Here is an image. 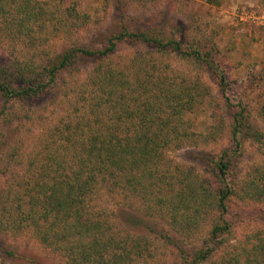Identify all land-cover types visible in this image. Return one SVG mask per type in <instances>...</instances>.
I'll use <instances>...</instances> for the list:
<instances>
[{"label":"trees","instance_id":"1","mask_svg":"<svg viewBox=\"0 0 264 264\" xmlns=\"http://www.w3.org/2000/svg\"><path fill=\"white\" fill-rule=\"evenodd\" d=\"M259 1L264 6V0ZM47 15L32 0H0V41L38 49L50 38L47 33L59 30L50 26L51 14ZM127 41L192 61L212 76L218 98L198 78L162 73L144 53L119 61V44ZM189 49L176 39L122 26L103 48L68 46L14 71L0 65L1 117L7 102L38 98L56 87L61 73L72 70L80 58L95 60L67 122L39 139L21 169L14 171L8 164L1 170L5 182L0 184V232L28 233L66 264H138L152 254L149 238L116 230L92 205L101 193L121 195L138 199L147 216L163 219L184 235L197 232L211 217L208 241L218 240L216 248L226 243L215 264H264V227L230 243L229 218L233 197L264 202V163L253 166L241 181L231 175L243 138L263 143L264 135L252 128L242 96L237 95V101L229 91L228 74L214 58V50ZM227 126L231 148L213 160L212 179L169 158L170 150L215 141ZM214 249L212 245L182 250L175 264H199L213 258ZM5 253L21 257L12 250Z\"/></svg>","mask_w":264,"mask_h":264},{"label":"rangeland","instance_id":"2","mask_svg":"<svg viewBox=\"0 0 264 264\" xmlns=\"http://www.w3.org/2000/svg\"><path fill=\"white\" fill-rule=\"evenodd\" d=\"M41 5L50 26L59 28L38 49L0 41V65L14 71L24 62H40L73 45L103 48L110 36L125 26L130 31L146 32L164 39H176L186 51L192 47L212 48L214 58L228 74L229 91L250 110L252 128L264 135V6L259 0H32ZM70 13L72 15H70ZM73 13L80 22L74 21ZM206 47V48H205ZM144 53L155 62L162 73L176 77L200 79L209 86L212 97L218 89L212 76L192 61L173 52H157L134 41L119 44L116 58L124 61L134 54ZM95 60L80 58L69 72L61 73L57 86L28 101H9L0 117V172L8 164L17 171L27 159L28 152L39 139L57 126L67 122L71 109L77 105L78 89L92 70ZM215 102V101H214ZM210 102L209 111L213 109ZM3 105L0 97V109ZM63 119V121H60ZM231 148L229 126L215 141L197 146H185L168 151L174 163L191 166L201 176L212 179L213 160ZM14 151L9 157L8 152ZM264 163L263 143L243 138L241 153L233 159L231 175L243 180L253 166ZM5 177L0 175V184ZM121 195L101 193L92 201L111 225L120 232L141 234L151 241L152 254L138 264H175L182 250L215 246L213 258L199 264H215L226 243L208 241L211 217L195 233L184 235L158 217L144 213L143 204L136 198L122 199ZM229 218L232 224L230 243L242 240L250 230L264 227V202H240L230 199ZM149 227V228H148ZM150 228L152 230H150ZM162 235V236H161ZM167 236V237H163ZM221 239V237H219ZM5 250L21 257L11 258ZM217 250V251H216ZM0 264H66L59 255L46 249L30 234L12 235L0 232Z\"/></svg>","mask_w":264,"mask_h":264},{"label":"built area","instance_id":"3","mask_svg":"<svg viewBox=\"0 0 264 264\" xmlns=\"http://www.w3.org/2000/svg\"><path fill=\"white\" fill-rule=\"evenodd\" d=\"M261 18L264 19V15H262Z\"/></svg>","mask_w":264,"mask_h":264},{"label":"crops","instance_id":"4","mask_svg":"<svg viewBox=\"0 0 264 264\" xmlns=\"http://www.w3.org/2000/svg\"><path fill=\"white\" fill-rule=\"evenodd\" d=\"M264 39V36L262 37V40Z\"/></svg>","mask_w":264,"mask_h":264}]
</instances>
